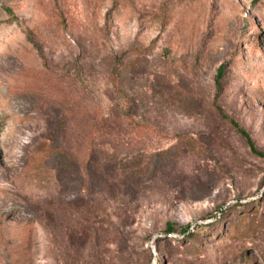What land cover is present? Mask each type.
Returning <instances> with one entry per match:
<instances>
[{"label":"rangeland","instance_id":"374dc122","mask_svg":"<svg viewBox=\"0 0 264 264\" xmlns=\"http://www.w3.org/2000/svg\"><path fill=\"white\" fill-rule=\"evenodd\" d=\"M0 264H264V0H0Z\"/></svg>","mask_w":264,"mask_h":264},{"label":"trees","instance_id":"16d2710c","mask_svg":"<svg viewBox=\"0 0 264 264\" xmlns=\"http://www.w3.org/2000/svg\"><path fill=\"white\" fill-rule=\"evenodd\" d=\"M223 75H224V68H223V67H220L219 70H218V75H217V77H216V86H217L218 91L221 89V85H222L221 80H222V78H223ZM241 132H243V131L241 130ZM247 138H248V137H247ZM252 146H253V145H252ZM253 148H254V147H253ZM254 151H255V148H254ZM259 154H261V153H259ZM168 231H169V232H175L176 229H175V227L169 225V226H168Z\"/></svg>","mask_w":264,"mask_h":264}]
</instances>
